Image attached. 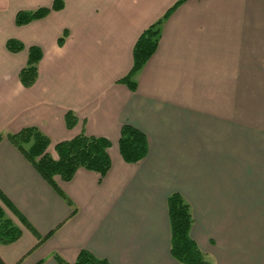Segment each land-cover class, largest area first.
Returning a JSON list of instances; mask_svg holds the SVG:
<instances>
[{"label": "crops", "instance_id": "crops-1", "mask_svg": "<svg viewBox=\"0 0 264 264\" xmlns=\"http://www.w3.org/2000/svg\"><path fill=\"white\" fill-rule=\"evenodd\" d=\"M178 1L63 0L18 26L17 12L53 0H0V207L20 231L0 243L2 264H58L54 254L72 264L82 250L107 264H180L170 254L173 193L211 262L264 264V109L244 103L259 97L264 0H186L164 17ZM158 21L157 48L132 91L119 80ZM10 39L24 49L8 51ZM31 46L42 57L25 87ZM123 125L146 136L137 163L119 153ZM29 127L48 137L50 154L80 133L107 139L109 171L79 168L69 181L55 177V189L6 138Z\"/></svg>", "mask_w": 264, "mask_h": 264}, {"label": "trees", "instance_id": "trees-1", "mask_svg": "<svg viewBox=\"0 0 264 264\" xmlns=\"http://www.w3.org/2000/svg\"><path fill=\"white\" fill-rule=\"evenodd\" d=\"M184 1L186 0H179L164 17ZM62 8L63 0H53L50 8L19 11L15 16V24L18 26L25 25L45 17L50 11L61 10ZM159 35L160 21L147 27L139 35L133 46L131 69L125 77L119 80L132 91L136 88L134 75L142 69L155 52ZM6 48L15 53L23 50L24 46L19 41L10 39L6 42ZM41 57L42 53L38 47L31 46L27 49V61L19 73V79L23 86L29 87L35 82L37 64ZM75 122V116L71 112H67L65 114L66 126L72 128ZM6 138L23 154L39 175L55 189L57 188L55 177L62 181H69L77 169L84 168L99 174L102 178L111 167L108 153L110 142L105 138L80 133L70 140L54 144V154L47 151L50 144L48 137L34 127L24 128L16 134L7 135ZM1 139L2 136H0ZM118 150L126 163H137L145 158L148 153L146 136L130 125H123L118 139ZM167 211L172 258L180 264H214L206 258L191 238L192 215L190 207L178 193H173L167 198ZM19 236V229L4 217L0 207V243L5 245L13 243ZM45 239L41 238L39 243ZM53 258L58 264H70L57 254H54ZM0 264H2L1 261ZM72 264H107V262L96 258L86 250H82Z\"/></svg>", "mask_w": 264, "mask_h": 264}, {"label": "rangeland", "instance_id": "rangeland-1", "mask_svg": "<svg viewBox=\"0 0 264 264\" xmlns=\"http://www.w3.org/2000/svg\"><path fill=\"white\" fill-rule=\"evenodd\" d=\"M264 60V54H261V64ZM261 75H260V80L261 83L258 87V93L259 97L258 100H250V101H245V111L251 110L252 108H259L260 110L264 109V69H260ZM247 86L245 85V92H248Z\"/></svg>", "mask_w": 264, "mask_h": 264}]
</instances>
